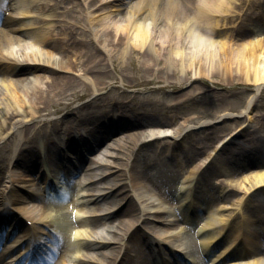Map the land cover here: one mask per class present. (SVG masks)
Here are the masks:
<instances>
[{
  "label": "bare ground",
  "instance_id": "6f19581e",
  "mask_svg": "<svg viewBox=\"0 0 264 264\" xmlns=\"http://www.w3.org/2000/svg\"><path fill=\"white\" fill-rule=\"evenodd\" d=\"M239 1L248 3V10L255 8L262 11H253V14H255L254 18L253 14H249L248 18L246 17L247 19L244 17L245 20H248L244 24L239 21L238 25L234 28L236 31L235 35H232L230 32L226 33L219 31V28L217 29V25L222 16L224 17L229 14L228 19L238 20L240 13H236L237 11L235 12L234 10L230 13L231 11L228 10L236 7L235 4ZM5 2L8 4L9 1L7 2L5 0ZM159 2L163 4H159ZM250 2V0H143L142 2H134L132 4L130 0H88L85 3V10L79 9L84 13V15H82V12H80V15H77L74 13V8L78 6L73 1L72 6H70L71 9H62L60 14L66 15L69 19H71L72 25H78L80 23L81 25L84 24L87 26L86 28L88 29V32L93 36V38L91 37L89 40L76 39L73 36L72 31H69L70 26L67 27L66 25L59 26L57 34H49L48 32L52 27L51 23H43L44 30L39 29L26 34L21 33L19 31V27L13 26L14 24L12 22L5 19V17L0 16V25L4 28V30L9 33L12 31L14 33H18V35H28L30 37V39L16 38L14 35L4 33L3 30L0 31V82L6 97L5 102H0V141L2 140V144H0L1 156H3L4 160L6 159L4 149L15 143L18 136L22 134V138H24L22 145H27V147H20L21 149L23 148V151L18 152L12 158L10 167L11 169L21 167V175L24 176V179L35 180L36 182V177L34 176L35 173L34 175L31 173H33L36 168V155L38 153L37 146H39L40 140L37 136H34V126L30 123V121L33 120L36 114H41L47 106H53L55 113L62 109H68L71 104L68 98L72 95V92L67 93V91L73 89L74 86L80 82L85 85L84 90L86 91L89 88L91 91L97 93L105 89V82H101L100 77L106 76L107 73L101 71V69H106L107 62H103L104 58L101 56V54L106 52L107 60L110 61V64L114 65V61L117 57L122 59L129 49L133 47L136 48L143 60V65H145L147 69L153 70V67L150 68L151 66L149 60L151 58L160 62L161 65L157 68V70H161V77L165 82L170 81L171 83L176 82L182 84L183 81L186 80V77L190 74V78H219L220 80L229 82L238 81L244 84H251L253 93H257L264 86V31L257 29V27L260 26L259 23L264 22V0L261 3L262 6L259 8L255 7L254 4ZM31 3L32 0H11V5L14 8V13L16 15H22L28 12ZM43 3L44 0L43 2L39 1L38 7L43 8L45 6L42 5ZM1 5L8 7V5L5 4ZM117 9H119L118 12ZM121 11H123V13H120ZM110 12L113 13V17H110L108 14ZM255 16L258 17V19ZM241 18L242 17H240V20ZM95 20H100L101 23L104 20L105 23H102L104 25L98 24L100 27H97L95 25ZM25 23L33 24L34 21H32V19H26ZM18 24H22V21H18ZM250 24L253 27L255 26L256 31H253L251 27H249ZM5 26H9V30H7ZM60 34L63 35V37H57ZM12 42H16L17 45H20L22 50V53H20L21 57L15 58L12 52L13 49L7 55L2 54V48H8L11 46ZM89 42H92L94 46L97 43L98 47H90ZM36 46H39L45 54L42 52V54L36 55L34 51ZM23 52L25 53L24 55ZM53 52H59L61 54L60 57H52L51 53ZM27 53H29L28 56ZM70 54L78 55L82 58L83 70L85 73L90 75L84 74V77L88 80L90 78L95 79L97 84L94 82L91 86H88L85 84V82L88 81L82 80V78H79L70 72L69 68L71 64L69 62V58H67ZM45 74H47L46 77L48 81L45 87L41 88L38 86L39 82H37L38 80L36 79L45 76ZM30 76L35 77V79L30 78ZM84 95L85 94L81 93L79 97ZM252 96L253 95L251 93L246 98L244 105L245 108L253 109ZM80 108L82 120L90 124V127H88V133L95 131L93 134L98 136L93 137V134L90 135V139L92 138L91 143L94 145H98L103 142L104 137L107 135L106 132H108L110 128H119L120 126L126 128L131 126H146V128H144L145 130L142 131L146 132L143 136L150 137L154 135V133L159 135L165 133L173 134L178 137L179 128H186L188 126V123L183 120L178 128H176L177 131H174L172 129L173 126L164 128L157 125L158 120L149 118L139 121L132 119L125 120L122 118L124 121L117 120L111 123L108 121L106 124L102 121L96 124L92 118L96 112L92 106V102L80 105ZM123 115L125 116V113H123ZM81 117L77 115L78 120H80ZM49 122L50 129L52 131H56L59 126L58 120H51ZM172 123L173 122H171V124ZM79 124V121L75 122L73 119H67L63 125V130L66 134H71L68 136L67 141H64L63 143H61L62 139L60 134V143L62 145L67 144L63 148V151L73 145L75 147V154L79 153L85 155L88 151V148H85V144L89 143L87 142V137L84 136V133H82L80 139L83 141H81L80 139L78 140L75 138V134H72L77 130ZM168 125H170V120L162 124V126ZM249 126V129L240 128V125L238 128L231 125L227 126V129H231L233 131H228L229 133L232 132L230 135H228L229 133L225 134V136L227 135L225 138L230 136L225 144H232V149L229 152V146L224 147L222 153H225V155L221 156V158L222 160H226L225 162L228 165V171H224L230 175H243V173H249L244 171L245 169L241 170V164H238L236 160H229L234 157L233 155H235L236 152H243L242 150H244L246 146L245 142L252 141L255 143L252 145L250 144V148L252 150L258 147L260 150L264 149V133H261L264 132V130L261 129L259 125ZM154 127L158 128L153 129ZM236 137L240 138L237 139ZM225 138L217 140L216 144L213 145L212 148L216 149V151L221 149L225 144L217 150ZM78 141L80 142V145H76ZM132 144L134 145L135 143ZM43 145L47 149L55 147L51 146V142H47ZM178 147L182 153L192 156L193 159L197 158L194 150H191L190 148H184L181 150L183 144H180ZM98 151L99 150H95L92 154L90 153L87 155L88 157L83 165V156L79 154L78 156L75 154L73 156V154H71V158L76 159L75 167L80 168V171L76 173V177L74 176L72 182L70 183V187H72L73 190L78 187V184L83 179H85V174L81 172H86V170L90 168L91 164L101 162L96 156ZM163 151L167 150L164 149ZM209 153L210 152L202 158L201 162L204 163L207 161L210 155ZM228 153L229 155H227ZM51 158L52 160L50 162L44 163L45 171L47 173L46 178L52 175L51 168L56 162V158ZM87 159L88 164H86ZM201 162L199 164H189L187 166L188 168L185 170L186 173H181L180 176H177L176 174L174 180H172L168 173H163L164 171L161 170L158 171V173L156 170L155 176H153L152 173H139V175H132V186L140 191L150 190L149 192H151V197L155 198V193L160 197L162 196V198L172 196L182 203L180 212H175L178 213V216L167 219L171 221L161 219V214L167 212L175 216L174 212L172 213L162 208L155 210L154 212L159 215H154L155 217L152 219H155L158 224L164 223L166 224L165 227L169 228L168 223H172L173 225L176 224V227L179 226L180 223H185L186 225L188 224V226L191 225V223H194L193 225L197 228V230H193V235L196 239H198V242H196V245L198 246H206L207 240H211L212 242L215 238H219V244L214 248V250L216 249V252L219 249V253L222 255L218 258L212 257L213 255H205L208 257L206 260L210 263L222 264L225 261L235 262L244 258L243 260L245 261L241 260L242 262L237 264H264V262L259 260V258L254 255V253L225 254V251L230 248V245L235 244L240 247L245 242L250 244L251 237L254 238L252 232L254 224L253 221L249 219L250 214L247 215V210L245 211V209H243L244 201L240 203V207H242V204L243 207L239 210L237 215L240 218L236 221L237 227L234 223H227L222 220V215L224 213L222 209L208 210L205 208L201 210V213H199L198 210H190L191 204L186 196L190 198L194 190H191L190 181L192 177L189 173H195ZM252 164H255L256 167L253 169L251 167L249 168H251V173L255 174L252 177H247L248 179L243 180L248 182L246 185L244 184L248 191L247 198L257 195L264 197V187H262L264 186V161H260L259 163L253 161ZM189 167L193 169H189ZM73 171L74 170L71 172ZM1 173L3 172L0 171V174ZM198 173L201 174V171L199 170ZM88 179L90 181L93 177ZM172 181H175V185ZM14 182L15 180L11 182V186ZM124 186V184L114 185L112 193L118 194ZM187 186H190L188 190L186 188ZM19 187L22 188V191ZM196 187L197 186H194V188ZM238 187L239 186L237 185L236 189ZM208 189L210 188H205L206 191ZM218 189L219 187L216 188V193L212 198L213 200H219L221 198V193ZM7 191H10L11 193L9 198L5 197L4 189L0 190V243L2 240H5L6 242H13L18 241V239L22 240L27 236L29 237V234L26 231L28 230V227L26 229V223L23 221V218L21 219V217H19V213L30 214L28 218L35 219L39 226L47 227V225L49 226V223L53 225L54 222L51 223L46 219L49 214V211L47 210L48 207H45L42 213H36L31 209L33 208L32 206L36 205L33 199L27 195V193L35 191L32 190L30 183L22 182L16 185L15 188L9 187ZM77 191L83 192L82 189H78ZM63 192L64 189L62 188L61 195L64 199L65 196ZM182 193H184L183 195H185V197L181 198L178 195L176 196V194ZM200 197L205 198V195L203 196V193L201 192ZM99 198H109L108 202L110 204H113L112 201H114L112 194H105L103 192L96 195L95 199ZM7 202H11L15 205L14 210L16 213L11 212V209H7ZM118 202H120V200L117 201V203ZM261 205L264 206V203L260 204V208L262 207ZM83 206L79 207V209L85 211L86 209ZM136 206L135 200L129 195L127 200L121 204L120 207H117L114 210V213L119 218L115 228H121L123 230L129 229V221L125 219V217L131 211L136 210ZM245 206L247 207L246 203ZM29 207L31 208L28 209ZM98 210H102L101 207H99ZM31 213L36 215L33 214V216ZM112 215L113 214L109 217ZM102 217L99 216L86 219H76L75 221L76 224L79 225L90 224L94 226ZM107 221L108 223L113 224L114 220L110 218L104 222ZM143 221L146 224L150 223L147 219H144ZM71 225L74 226L75 224L72 223ZM154 226L156 225H153V227ZM69 227L70 225L67 227L68 231L70 230ZM231 227H234L233 229L237 228V234H231V238L228 239V236H224ZM76 229H78V227ZM80 229V227L78 230L74 229L72 231L71 229L68 232L69 237L79 235ZM241 230L244 231L243 235L245 234L242 239L239 237ZM136 232H138V234H136ZM11 233L12 235L9 237ZM64 233H67V231L65 230ZM95 233V237L97 238L96 240L89 241L80 239V242L71 243L72 252L79 253L83 251L90 253L89 250L96 247H109L108 245H111L110 242L114 240L115 229H110V233L106 234L104 237L101 235L100 231H95ZM140 234L143 235V232L141 233V230L139 231V229L132 230L130 232L128 241L131 242L132 245L124 248L122 255L120 256L121 258L117 262L118 264H142L148 262V257H146V254L138 244L141 239L139 237ZM181 235H183V233ZM51 236L55 245V252H52L53 254L49 257V262L47 264H58V261L53 258V255L59 252V248L63 245L65 237H62L60 234L53 233ZM63 236H65V234ZM30 242L31 239H28L25 246L21 248L22 252L25 251V248L28 247ZM191 246L192 245L188 242V240L182 244V247L184 248ZM5 250V246L3 249H0V255L2 252H5ZM32 251L33 250H31V255H33ZM188 252L193 254V248H189ZM35 253L36 256H39L41 253L40 249H37ZM66 254L68 255L69 253L66 252ZM96 254L99 256H105L102 250H99ZM204 254L206 253L204 252ZM128 257L133 258L126 261ZM69 258L71 259L73 257L70 255ZM158 258L162 259L159 256ZM113 260H115V258L110 257V259L106 262L108 264H113ZM215 260L217 262H214ZM72 261H75V259ZM87 261L93 260L87 259ZM25 262L26 261L21 262V264H25ZM96 262L103 263L101 261ZM28 263L38 264L39 259L34 258L28 260ZM188 263L199 264L196 257H190ZM44 264H46V262ZM63 264H65V262ZM155 264H157L156 261ZM180 264H186V262L180 261Z\"/></svg>",
  "mask_w": 264,
  "mask_h": 264
},
{
  "label": "rangeland",
  "instance_id": "374dc122",
  "mask_svg": "<svg viewBox=\"0 0 264 264\" xmlns=\"http://www.w3.org/2000/svg\"><path fill=\"white\" fill-rule=\"evenodd\" d=\"M1 1L3 0H0V16L5 17V19H8L15 26L16 24L18 25V21L22 20L20 16L15 15L14 8L11 5L10 9H8V7L2 6ZM32 1L34 4H37V6L39 5V1L43 2V0ZM73 1L78 6L74 8V13L80 15V12L82 11L79 9L85 10V3L88 0H44V3L42 4L45 5L44 10H42L41 7L38 12H33L34 15L31 17V19L34 21V23L31 25H28L26 23L21 24V33L26 34L27 32H34L37 29L44 30V28H42L40 20L42 19V16H45L50 20L52 24V30L49 32L52 33V35L58 33L59 26L66 25L67 27L70 26L69 31H72V34L76 39L89 40V38H93V36L88 32V29L86 28L87 26H85L84 24L81 25L80 23L78 25H72L71 19H69L66 15L60 14V11H62V9L65 10L72 6ZM130 1L133 4L134 2L138 3L142 2L143 0ZM262 1L263 0H252V2L255 3V7L262 5ZM160 3L161 2H159V4ZM248 5V3H244L243 1L237 2V4H235V6H237V9L235 10H238L237 13H240L238 20L228 19L229 15L224 16L220 19L217 25V29L219 28V31L221 32H230L232 33V35H235L236 31L234 28L238 25L239 21L244 24L246 21H248L245 20L244 17L248 18L249 14H253V11L259 12L258 9L255 8L248 10ZM118 10L119 9H117V12ZM228 11H231L230 13H232L231 9H229ZM120 13H123V11H121ZM108 14L110 15V17H113V13L110 12ZM82 15H84V13ZM254 15L255 14H253V18ZM240 17H242L241 20ZM102 23H105L104 20L102 21ZM102 23L100 22V20H95V25L97 27H100V25H104ZM250 26L251 24L249 25V27ZM0 28V31L3 30L4 33L14 35L16 36V38H26V36L18 35V33H13L12 31L9 33L8 31L4 30L2 26H0ZM5 28L9 30V26H5ZM260 31H264V22H262ZM57 37H63V35L60 34ZM89 45L90 47H98L97 43L94 46L92 42H89ZM11 50L15 58L21 57L20 53H22V50L20 45H17L16 42L14 46L11 45L9 48H2L1 52L3 55H7ZM34 51L36 55H40L42 54V52L44 53V51H42L39 46H36ZM106 53L101 54V56L104 58L103 62H107L106 69H101V71L107 73L106 76L100 77V81L103 83L105 82V89L97 93L91 91L89 88L86 91L84 90L85 85L80 82L79 84H76L73 89L67 91V93L72 92V95L68 98V100H70L71 102L68 109H62L59 112L55 113L53 106H47L44 111L41 112V114H36L33 120L30 121V123H32L34 126V136H37L40 140V145L37 146L39 152L46 149L43 144H46L47 142L60 143V134L63 133L62 127L67 119H73L75 122H80L79 126L77 127V133L75 134V132H73L72 134H75L78 139L82 135V133H84V136L87 137L90 145V142L92 141V138L90 139V135L95 131L88 133V127H90V124L84 122L81 117L82 115L80 114V105H85L89 102H92V106L96 110V112L94 113L95 115L92 116L96 124L102 121H104L106 124L108 121L109 123L117 120L124 121L123 119H132L139 121L145 118L156 119L158 120V124H160L165 123L169 120L171 121L172 119L173 123L167 127L173 126L172 129L175 131L176 128H178V126L180 125L179 119L181 118L188 122V126L182 129L179 128L178 133L182 134L184 133L185 129L191 127L194 128L185 132L184 137L180 140L179 143L174 140L173 136L164 135L165 133L161 135L154 133V135L150 137L143 136L146 133L142 132L143 130H145V126H131L128 128L120 126L119 128L115 127L116 129L110 128V130L106 132L107 135L104 137V146L101 152L99 154H96L98 159L103 164H94L95 167L88 169V172L85 173V175L86 177L91 175L98 176L100 175L99 172H107V178H102L96 184L91 185V187L97 186L98 188L102 186L103 188H100L105 189L103 190L105 193H112L109 190L112 184L125 185L120 190L121 192H119L118 194L112 193V196L114 198V201H112L113 204H110L108 202L109 198L95 199L96 195L87 194L86 192L91 191H88L87 187L84 186H82V189H86L83 190V195L78 196V194H80L82 191L74 190L73 193L76 195V199L74 198L75 202L79 201V204H83V207H85L86 209L85 211L80 210L79 206L76 205V203L75 205L71 203L65 204L62 200L45 198L39 185L35 181L24 179V176L21 175V167L17 169H11L10 167L12 161L11 158L18 152L23 151L24 147H27V145H22L24 139L22 138V134L18 136L15 143L4 149L6 154L5 160L0 154V171L3 172L0 174V190L4 189L5 197L9 198L11 196L10 191H7L9 187L15 188L16 185L22 182L30 183L32 186V190L35 191L34 193H29V197L33 199L36 206H32L33 208L29 207L28 209L31 208L36 213H42L44 208L48 206L49 214L46 219L51 223L54 222L55 224V218H57L60 223L62 222L60 225L55 226L54 224V227L50 228L51 230L53 229L55 233H58L62 237H65L63 245L60 248V255L57 257L58 264H63L64 262L65 264H108L106 261L110 259V257H114V264H117V260L122 255L123 248L125 246L132 245L131 242L126 240V235H129L132 230L138 229L139 231L141 230V233L143 232V235H139L141 239L138 244L146 254V257H148V262L142 264H149V262L150 264H152V259L157 260L161 264H170L168 256H163V253H161V255L163 256V258L161 257L162 259H159L156 254H147L146 243L152 241V239L154 240V236L160 239V248H162L166 253L167 250L169 251V253H171V261L175 260V262L179 264L182 259H185V256L187 258H190L192 255L187 254V252L188 249L192 247L193 253L196 254V259L200 264H210V262L204 263V260L201 259L199 252H208V250L209 252H213L214 248L216 247V240H213V242H211V240H207L206 246H198L196 245L195 239H193L192 237L191 232L193 227L191 225L188 226V224L186 225L185 223H180V225L177 227L167 228L165 227L166 224L164 223H162L163 225L158 224L155 219H152L153 217H155L154 215H159L158 213L156 214L154 212L155 210H159L162 208L166 209L169 212L175 213L177 210L179 211L181 209L182 203H180L176 198L172 196L168 198H162V196L160 197L155 193V198L151 197V192H149L150 190L140 191L132 186L131 176L137 174L139 175V173H152L153 176H155L156 170L157 173L161 170L164 171L163 173H168L171 176L172 180H174L176 174L177 176H180L181 173H186L185 170L188 168L187 166L189 164H199L202 158L205 157L208 152H210L209 157L212 155L214 151L212 150V146L215 145L218 139L223 137V134L225 135L226 133H229L228 131L231 130L227 129L228 125H231L233 127L235 126L237 128L240 125V128L243 129H249V125H259L260 128L264 130V86L257 93H253L251 84H244L238 81L229 82L220 80L219 78H190V74L186 77V80H184L182 84L176 82L171 83L170 81L165 82L161 77V70H157V68L161 65L160 62L155 61L154 58H151L149 60L151 66L150 68L153 67V70L147 69L146 66L143 65V60L140 56V53L134 47L129 49L122 59L117 57L114 61V65L110 64V61L107 60ZM24 54L25 53L23 52V55ZM28 54L29 53H27V56ZM51 55L52 57L58 58L61 54L59 52H53L51 53ZM67 58H69V62L71 64L69 68L70 72L73 75L82 78V80L88 81L85 82V84L91 86L92 83L95 82V79L90 78L88 80L84 77V74H89L85 73L83 70L82 58H80L78 55L73 54H70ZM46 75L47 74H45V76L41 78L36 79L38 80L37 82H39L38 86L41 88H44L48 81ZM30 78L35 79V77L33 76H30ZM81 93L85 95L79 97ZM251 93L253 95V109L245 108L244 105L246 102V98ZM5 101L6 97L4 95V89L0 82V102ZM123 113H125V116L123 115ZM77 115L81 117L80 120L77 119ZM59 117L61 118L59 129L56 132L52 131L50 129L49 121L55 120ZM177 121L179 122L178 124ZM156 128L158 127H154L153 129ZM70 134L71 133H69V135ZM93 137L98 136L94 135ZM236 138L238 139L240 137ZM1 142L2 140L0 141V144H2ZM132 143L135 144L133 145ZM157 144H159V146ZM163 144L172 145V148L166 149ZM180 144H183L181 150L184 148H190L191 150H194L197 158L193 159L192 156L180 152V149L178 147L180 146ZM250 144L252 145L255 143L252 141L245 142L246 146L245 149L242 150L243 152H236L235 155H233L234 157L229 159H234L239 162V164H241V170L245 169L244 171H247L249 173H243V175L231 174V176L229 173L224 171H228V165L225 162L226 160H222L221 158V156L225 155V153H222V150L224 147L229 146L230 152L232 149V144L230 145L229 143L225 144L218 151L217 155H215L208 166L204 167V170L201 172V174L189 173V175L193 178L195 175L199 174L195 184L193 186L191 185V190H193L194 186H197L195 188V192L192 193L194 196V200H191V204L197 208L199 206H203L208 210L222 209L224 212L222 215V220L224 222H228V220H231L235 225L238 218V212L244 204L243 209H245V211L247 210V215L250 214L249 219H251L254 224V229L252 230L254 238L251 237L250 244L245 242L240 247L232 244L230 245V248L228 250L230 253L236 254L254 253L255 256L259 258V260L264 262V206L261 205L262 207L260 208V204L264 203V197L261 195H257L247 198L248 191L245 188V185L248 182L246 180L243 181L244 179H248L247 177H252L255 174L251 173V169L249 168V166L244 167V164L247 162V160L248 162L264 161V149L260 150L258 147L252 150L250 148ZM196 145L200 147H195ZM90 146L93 147V151H97L98 145H94L91 143ZM20 147L23 148L21 149ZM164 149H166L167 151H163ZM89 154L90 153H88V155ZM227 155H229V153ZM241 158H244L246 160L241 161ZM205 163L201 162L195 172L199 171ZM54 165L51 168V173L55 181H58V174L60 170L57 168V163H54ZM189 169L193 168L189 167ZM14 180L15 182L11 186V182H13ZM215 181H217V183L214 185ZM172 183L175 185V181H172ZM237 185L239 187L236 189ZM206 187L210 189L206 191ZM218 187L221 188L220 192L222 198L219 200H213L212 198L214 197L216 188ZM188 188L189 186L187 187V190ZM201 192L203 193V196L205 195V198L200 197ZM71 194L72 189L68 193V196L70 197ZM128 195H130L135 200L137 209L131 211L125 217V219L129 221V229H117L115 228V226H117L119 218L114 213V210L115 207H120V205L126 201ZM177 195L181 198L185 197L183 194H176V196ZM119 200L121 203H117V201ZM242 201L246 203L247 207L245 206L244 202L242 204V207H240V203ZM13 206L15 205L11 202H7L6 207L7 209H11V212H14ZM99 207H101L102 209L103 216L105 215L102 219L103 222L110 218L114 220L113 224H110L107 221L106 225L102 226L99 229L101 230V235L103 236L105 234H109L110 229H115L117 233H115L114 242L111 243V245L109 244V247L107 248L106 246L93 248L89 250L90 253L83 251L79 253L72 252L71 243L80 242V239L89 241L96 240V233L94 230H92V228L83 227L80 229L79 235L70 238L68 234L69 231L66 229V227L69 224L71 225L76 219L88 218L86 217V215L89 216L92 211H98ZM33 214L31 213V215ZM109 214L113 215L109 217ZM161 215V219L166 221H171L167 219L177 217L176 214L174 216L167 212ZM144 218H147L150 223L146 224L144 221H142ZM153 225L156 226L153 227ZM30 227H34V225L31 224ZM234 227H231L224 237L228 236V239H230L231 234H237V228L233 229ZM64 229L67 231V233H64ZM38 232L42 237L39 242L41 253H44L43 251L50 249V252L55 251V247L52 243H50L52 234L49 232V230L41 228L37 230L36 227H34L33 233L36 234ZM123 232L125 233V242L123 245H121L123 242L121 240V234ZM182 233L183 235H181ZM64 234L65 236H63ZM136 234H138V232H136ZM187 240L192 246L188 248L182 247V244ZM163 243H165V245H163ZM212 243L215 244L212 245ZM4 246L5 244L3 245V247ZM5 248L7 253H5L4 257L0 260V264L9 263L11 251L9 246H5ZM99 250H102L105 256H99L98 254H96ZM215 250L214 253H212L213 257L217 258L221 256L219 253L220 250H217L216 252ZM66 252L69 253V256L71 255L73 257L71 259L69 258L70 261L65 259L67 256ZM149 255H151L150 258ZM73 259H75V261H72ZM87 259H91L93 261H87ZM96 261H101L103 263H98ZM242 261H225L222 264H237Z\"/></svg>",
  "mask_w": 264,
  "mask_h": 264
}]
</instances>
